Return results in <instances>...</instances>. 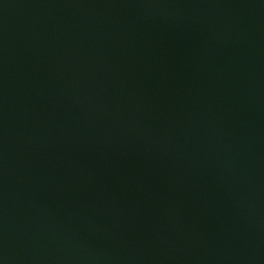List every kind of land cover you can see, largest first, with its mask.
Here are the masks:
<instances>
[{
  "label": "water",
  "instance_id": "water-1",
  "mask_svg": "<svg viewBox=\"0 0 264 264\" xmlns=\"http://www.w3.org/2000/svg\"><path fill=\"white\" fill-rule=\"evenodd\" d=\"M0 264H264V0H0Z\"/></svg>",
  "mask_w": 264,
  "mask_h": 264
}]
</instances>
